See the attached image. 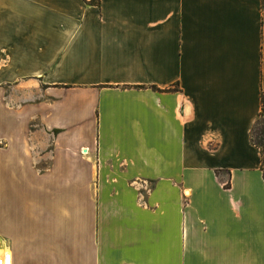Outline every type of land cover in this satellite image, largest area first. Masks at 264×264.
Returning <instances> with one entry per match:
<instances>
[{
    "label": "crops",
    "instance_id": "crops-1",
    "mask_svg": "<svg viewBox=\"0 0 264 264\" xmlns=\"http://www.w3.org/2000/svg\"><path fill=\"white\" fill-rule=\"evenodd\" d=\"M261 1L0 0V259L264 264Z\"/></svg>",
    "mask_w": 264,
    "mask_h": 264
},
{
    "label": "trees",
    "instance_id": "trees-1",
    "mask_svg": "<svg viewBox=\"0 0 264 264\" xmlns=\"http://www.w3.org/2000/svg\"><path fill=\"white\" fill-rule=\"evenodd\" d=\"M90 3H97V0H87ZM263 123L261 126V130L258 134L254 135L255 128L258 124ZM254 136V138H253ZM256 137V140H255ZM249 140L251 144H253L259 152V169L261 170L262 179L264 182V91H260L259 93V111H258V119L252 125L249 131Z\"/></svg>",
    "mask_w": 264,
    "mask_h": 264
},
{
    "label": "built area",
    "instance_id": "built-area-1",
    "mask_svg": "<svg viewBox=\"0 0 264 264\" xmlns=\"http://www.w3.org/2000/svg\"><path fill=\"white\" fill-rule=\"evenodd\" d=\"M261 9H264V0L261 1ZM10 257L8 254H4L2 256V260L0 259V264H9Z\"/></svg>",
    "mask_w": 264,
    "mask_h": 264
},
{
    "label": "rangeland",
    "instance_id": "rangeland-1",
    "mask_svg": "<svg viewBox=\"0 0 264 264\" xmlns=\"http://www.w3.org/2000/svg\"><path fill=\"white\" fill-rule=\"evenodd\" d=\"M262 124L263 123H260V124L257 125V127L255 128V131L253 133L254 135H256V134H258L260 132ZM253 138H254V136H253ZM255 140H256V137H255Z\"/></svg>",
    "mask_w": 264,
    "mask_h": 264
}]
</instances>
